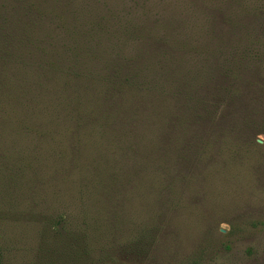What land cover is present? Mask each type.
<instances>
[{
  "label": "rangeland",
  "instance_id": "374dc122",
  "mask_svg": "<svg viewBox=\"0 0 264 264\" xmlns=\"http://www.w3.org/2000/svg\"><path fill=\"white\" fill-rule=\"evenodd\" d=\"M60 2L135 26L137 61L116 67L162 99L129 119L112 50L73 55L46 16L37 48L25 1L0 0L3 264H264V0Z\"/></svg>",
  "mask_w": 264,
  "mask_h": 264
},
{
  "label": "trees",
  "instance_id": "16d2710c",
  "mask_svg": "<svg viewBox=\"0 0 264 264\" xmlns=\"http://www.w3.org/2000/svg\"><path fill=\"white\" fill-rule=\"evenodd\" d=\"M24 1L28 5L35 19L38 20V22L32 23L31 26L23 30L22 35L27 34V41L32 45H35V42H38L37 48H39L42 43H47L48 33L44 31L41 22V17L46 16L59 20V27L57 26V29H60L61 31V34L59 35L64 38L65 43L70 41L71 46H68V50H71L73 55H75V51L79 50L80 52L93 56L95 60H98L101 58L99 57L100 52H103L104 50H112V98L121 101L122 110L129 119L135 121H138L139 119H153L158 110V102L162 98L159 97L160 93L148 88L146 83H149V75L146 74V77L148 78L147 80H145V76L140 73L134 74L131 78H123L119 73L122 69L116 67L117 65L121 66L122 63H135L137 61L133 54V44L139 38L141 33H137L138 29L135 26L121 17L118 13L116 14L113 10L112 16L106 20L103 17V14L90 11L89 9L78 7L72 8L68 4H62L60 0ZM101 22L103 24L106 23V25L103 26ZM2 23L3 14L0 10V35L3 33ZM49 32L52 33L53 31ZM184 41L186 42H178L188 48L191 47V43L193 44L192 38H187ZM195 43L196 41L194 44ZM75 57H77V55ZM155 57H158V54H156ZM148 59L153 60L152 55L148 57ZM156 60L157 61L150 62V66L153 67L151 71H156L161 66L159 59ZM81 64L82 66L87 65L85 60H82ZM126 67L127 66H124V70ZM85 73H87V71ZM84 76V79L75 81L74 84L71 85V89L76 95L77 103L87 107L90 102L88 96L89 85L92 84V80L96 82L98 76L95 77L93 73L85 74ZM154 81L158 82L156 79ZM103 82L104 81L102 80L101 85ZM75 84L76 86H82L85 84V94L82 98L77 96ZM197 92L198 91H196V93ZM10 96L11 94H9L7 98ZM144 114L147 115L143 116ZM119 115V112L113 110L112 122L113 119L115 121ZM128 128L129 127H124L117 130L113 127L112 123V136H114L112 145L117 143L115 131H125ZM147 134L148 133L140 137H143L144 142L149 140ZM140 142L144 143L141 139ZM143 146L146 150L147 146L144 144ZM0 264H3L1 251Z\"/></svg>",
  "mask_w": 264,
  "mask_h": 264
}]
</instances>
